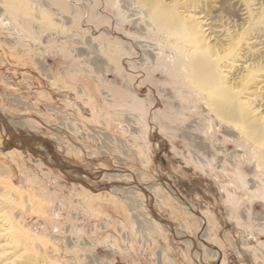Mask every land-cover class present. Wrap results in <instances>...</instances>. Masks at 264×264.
<instances>
[{
	"label": "rangeland",
	"instance_id": "374dc122",
	"mask_svg": "<svg viewBox=\"0 0 264 264\" xmlns=\"http://www.w3.org/2000/svg\"><path fill=\"white\" fill-rule=\"evenodd\" d=\"M235 1L209 21L238 24ZM179 61L138 0H0V199L26 253L264 264L261 148L202 111ZM107 187L134 189L143 218Z\"/></svg>",
	"mask_w": 264,
	"mask_h": 264
},
{
	"label": "bare ground",
	"instance_id": "6f19581e",
	"mask_svg": "<svg viewBox=\"0 0 264 264\" xmlns=\"http://www.w3.org/2000/svg\"><path fill=\"white\" fill-rule=\"evenodd\" d=\"M235 2L239 23L226 21L214 26L207 12L216 0H138L151 25L178 53L179 70L205 100L202 111L232 124L230 135L238 130L237 136L242 133L258 145L264 165V3ZM10 122L13 129L24 123ZM115 176L106 175L111 180ZM6 187L0 180V197ZM107 188L125 197L136 221L143 218L134 189ZM27 242L28 236L16 226L0 199V264H41L39 256L25 252ZM188 242L191 245L192 241Z\"/></svg>",
	"mask_w": 264,
	"mask_h": 264
}]
</instances>
